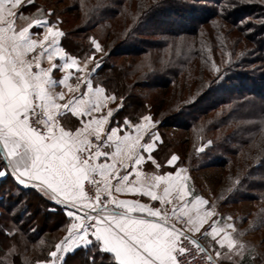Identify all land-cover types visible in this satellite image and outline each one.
Instances as JSON below:
<instances>
[{
	"label": "snow or ice",
	"instance_id": "obj_1",
	"mask_svg": "<svg viewBox=\"0 0 264 264\" xmlns=\"http://www.w3.org/2000/svg\"><path fill=\"white\" fill-rule=\"evenodd\" d=\"M244 2L247 0H226L221 14ZM260 3L264 5V0ZM29 6L34 7L35 0H0V180L12 182L14 192L9 195L19 196L21 187L31 188L49 204L60 206L68 222L64 237L43 259L34 261L25 255L23 229L14 220L12 226H0V236L9 242L0 252V264H16L17 255L21 264H67V256L77 251L85 254L87 264H236L235 257L243 245L218 228L214 220L209 224L210 233L207 229L202 232L214 213L204 207L210 202L201 196L187 199L194 193L179 186L183 169H178L175 176L142 177L138 168L145 162L142 153H148L147 159L156 168L161 167L153 157L161 137L149 130L151 117L144 115L135 125L125 117L123 126L118 123L113 127L111 121L123 106L103 114L105 102L116 97L94 84L92 75L111 53H104L97 61L95 53L104 49L89 37L95 52L87 54L81 66V58L57 47L58 38L65 33L46 15L32 18L26 26L17 24L18 19H26L23 9ZM36 12L41 9L36 8ZM28 17L33 14L28 13ZM253 23L264 27V17H246L240 21V28L250 34L255 30L249 27ZM40 25L46 29L44 38L33 39L32 30ZM46 41L50 42L45 45ZM45 56L49 67L42 66ZM55 57L63 64L53 62ZM90 64L94 67L89 68ZM73 68L82 73L75 85L68 82L72 75L68 70ZM54 69L65 74L57 80ZM213 70L219 75L215 65ZM81 84L86 85V91ZM58 85L66 87L71 95L57 91ZM129 127L135 128V135ZM145 134L150 139L142 142ZM113 147L114 152L110 150ZM196 151L204 153L206 149ZM178 159L173 154L167 163L172 165ZM133 174L135 179H130ZM240 184L242 181L233 184L229 191L239 190ZM161 185L162 192L157 190ZM173 191L177 195L169 199ZM125 193L159 201L163 210L140 199L120 198L119 194ZM169 204L171 212L167 210ZM19 208L31 215L26 202L20 201L5 212L15 217ZM227 228L235 231L232 223ZM208 235L211 250L200 243ZM225 248L228 251H223Z\"/></svg>",
	"mask_w": 264,
	"mask_h": 264
},
{
	"label": "trees",
	"instance_id": "obj_2",
	"mask_svg": "<svg viewBox=\"0 0 264 264\" xmlns=\"http://www.w3.org/2000/svg\"><path fill=\"white\" fill-rule=\"evenodd\" d=\"M73 1L71 12L79 15L80 23L76 25L77 29L72 34L63 28L65 35L62 37V44L71 55L83 59L87 54L94 52L89 37L95 38L94 32L104 29L105 38H108L110 42L108 52L111 54L95 73L94 82L103 86L108 94H114L119 99L123 97L121 99L123 107L115 118L128 117L132 121H137L147 114L144 96L133 91L143 79L146 80V84H142V89L150 87L169 89L170 85L175 83L187 69L177 64L173 66L174 69L167 66L161 71L143 70L139 75L137 63L129 62L125 67L122 63H118L119 58L142 57L160 49L171 38L183 37V40L187 37L200 36L202 32L203 34L206 32L204 27L217 25L214 22L217 20L230 23L234 27L238 26L237 28L240 29V13H243V9L264 7L257 0H247L235 9L226 10L222 15L221 10L224 9L226 0ZM61 23L64 24L63 21ZM260 31L264 33V27H260ZM184 41L190 42V40ZM193 44L198 45L197 42ZM211 45L212 43L209 46ZM253 45H255L253 51L258 56L248 62L244 60L245 56L237 60L239 64L260 65L258 69L261 71L260 74L251 76L249 85L245 83L247 80H243L247 78V75L242 74L244 76L239 78L242 79L243 84L241 90L229 89L226 86L228 84L226 80V87L222 89L225 96L218 103L211 107L201 104V97L204 94L209 95L212 91L207 89L208 92L201 94L199 100L185 106L184 109H191L187 114L193 117L191 123H199L201 119L216 111V114L212 118L207 117L205 122V133L213 135L210 151L219 153L218 158H210L213 159V163L209 166L220 162L219 167L229 169L230 174H233L235 184L242 181L239 190L229 193L228 204H238L244 199L258 204L259 229L264 228V163H260L264 161V143L261 144L258 141L261 135H264V41L261 45L257 46L256 43ZM219 48L222 46L216 44L213 50H219ZM134 77L132 82L129 81ZM162 99L156 103L157 112L164 104L165 98ZM235 103L237 109H235ZM229 104H231L229 108L219 111L220 107H226ZM246 107L251 109L249 113L245 111ZM190 126L188 125V128ZM11 192H14L12 182L7 178L0 180V205H2L0 206V226H12L14 220L15 224L23 229L24 238L27 240L25 255L33 261L37 258L43 259L58 241L56 236H50L51 233L62 228L66 216L60 210V206L49 204L31 188L21 187L19 196L9 195ZM16 201L26 202L27 210L31 215H26L23 208H19L15 217L5 212V208L11 207ZM48 207L56 210L46 211ZM53 221L58 223L53 224ZM17 239L19 240V237ZM39 241L43 244H37ZM8 243L4 237L0 236V252L5 250ZM84 255L82 251H77L74 255H68L67 260L75 259L76 263L73 264H87ZM259 257V255L255 256V259L258 260ZM250 259H254L253 256L247 255L242 260H249V264H255ZM16 264H21L19 255L16 256ZM257 264L262 263L257 262Z\"/></svg>",
	"mask_w": 264,
	"mask_h": 264
},
{
	"label": "rangeland",
	"instance_id": "obj_3",
	"mask_svg": "<svg viewBox=\"0 0 264 264\" xmlns=\"http://www.w3.org/2000/svg\"><path fill=\"white\" fill-rule=\"evenodd\" d=\"M257 2L260 3V0H257ZM73 3V0H35L34 7H25L23 11L27 19L45 18L46 15L49 21L58 23L59 26L62 24V27L60 26L61 30L64 28L72 34L77 29L76 25L80 23L79 15L71 12ZM36 8L41 9V12H36ZM28 13H32L33 17H28ZM240 15L241 20L246 17H264V7L245 8ZM62 21L64 24L61 23ZM214 22L217 25L204 27L206 32L204 34L202 32L200 36L187 37L183 40V37L171 38L167 44L158 50L135 59L132 57L130 59L119 58L118 63H122L125 67L128 66L129 62L137 63L139 75L143 70L161 71L167 66H171L174 69L173 66L177 64H181V66L187 69L183 75L181 74L177 78L175 83L170 85L169 89L152 87L142 89V84H146V80L143 79L142 83L134 88L133 91L135 93L139 92L144 96L147 104L146 115L151 117L149 128L153 134L160 135L164 151L166 150L170 155L175 154L178 156L179 159L176 161L177 169H183L186 172L190 181L191 191L194 193L193 198H195V195H199L210 202L207 207H204L214 214L209 217L208 223L202 229L205 230L213 220L216 221V225H219L224 231L228 232L237 243L243 245L240 254L235 257L236 262H240L243 257L251 255L254 259L250 260L255 264L257 262L264 264V259H262L264 257V228L258 229L259 221L257 220V208L259 205L245 199L238 204H228L230 202L228 200L229 189L235 184L234 176L230 174L229 169L226 170L219 167L220 162L218 161L213 166H209V164L213 163V159L210 158H218L217 155L219 153L210 151L211 146L209 145V141H211L213 135L205 133V122L206 118H212L216 114V111L201 119L199 123H191L193 117L187 115L191 109H184L185 106L192 105L196 100H199L205 92H208L207 89L212 91H210L209 95L204 94L200 102L204 106L211 107V105L218 103L225 96L224 91H222L224 87L227 86L229 89L241 90L243 84L241 83L242 79L239 78L244 76L242 74L247 75L248 79L243 80H247L245 83L249 85L251 76L254 77V75L261 72L258 71L260 65L239 64L237 61L240 57L245 56L244 60L248 62L258 56L253 51L255 46L253 44L256 43L258 46L264 41L262 39L264 33L260 31V26L255 23L250 24L249 27H254L255 30L250 34H246L241 28L238 29V26L234 27L222 20ZM103 31L104 29L94 32L96 34L94 37L97 38L96 40L104 49V52L98 53L99 59L104 53L109 51L110 46V42L108 38H105ZM184 40H190V42L186 43ZM194 42H197L198 45L193 44ZM210 43H212L211 46H209ZM216 44H219L222 48L213 50ZM127 45L129 46L130 44ZM213 65L220 70L219 75L213 70ZM133 79L135 77L129 79V81L132 82ZM226 80H228L227 85ZM152 82L153 79L151 80ZM162 98H165L164 104L162 109L157 112L156 103ZM231 104L226 107H220L219 111L229 108ZM236 107L237 104L235 103V109H237ZM245 111L249 113L251 109L246 107ZM129 120L132 121L131 118ZM188 125L191 126L188 128ZM258 141L263 144L264 135H261ZM201 147L206 149L204 153L196 151L197 148ZM67 222L66 217L64 225ZM52 223L57 224L58 221H53ZM228 223L234 225L235 231L227 228ZM64 225L60 230L57 229L51 233L50 236H56L57 240L62 239L66 234ZM177 227H179V224H177ZM210 241L211 238L207 237V239H201L200 242L203 244H201L202 246L211 250L212 245ZM37 244L43 243L39 241ZM223 251L226 252L228 250L225 248ZM214 255L215 253H213ZM258 255L260 259L256 260L255 256ZM75 261V259L67 260V264L76 263Z\"/></svg>",
	"mask_w": 264,
	"mask_h": 264
},
{
	"label": "crops",
	"instance_id": "obj_4",
	"mask_svg": "<svg viewBox=\"0 0 264 264\" xmlns=\"http://www.w3.org/2000/svg\"><path fill=\"white\" fill-rule=\"evenodd\" d=\"M36 19H43V18L40 17V18H36ZM27 22H31V19H27L26 18L24 20H21V19H18L17 20V24L18 25L19 24H25V26H26V23ZM52 23L56 27H58L60 29V26L58 25V23H54V22H52ZM32 31L34 33L33 36H32L33 39L43 40L44 34L46 32V29L44 28L43 25H40L38 27H35ZM36 34H39V35H36ZM58 39H59V44L57 45V47H63L64 48V46L62 44V39L63 38L60 37ZM49 42L50 41H46L45 42V45H47ZM67 53H69V52L67 51ZM98 53L99 52H96L95 53V56H96L97 61H99L98 60L99 59ZM53 62L58 63L60 65L63 64V61L60 60L58 57H55ZM78 62L81 63V66H83V59H80V61H78ZM42 66L43 67H49V64H48V61H47L46 56H45V58L43 60V65ZM91 67H94V65H91L90 64L89 65V68H91ZM68 71H71V73H72V75H71V77H70V79L68 81L70 84L75 85V83L77 82V79L78 78L82 79V73L76 71L75 68H73L71 70H68ZM64 74H65V72H63L61 70H58V69H54V77L57 80H59L60 78H62ZM94 77H95V73L92 75L93 82H94ZM94 84H96V83L94 82ZM81 88L84 89L85 91L87 90L86 85H84V84H81ZM60 90H63L66 94L71 95V94L68 93V89L66 87L62 86V85H58L57 86V91H60ZM75 94L78 95V93H75ZM107 95H113V94H108L107 93ZM115 97H116L115 100H108V101L105 102V107L102 110L104 115H107V112H108L109 109H116L118 105H122V100L119 99L117 96H115ZM62 102H64V101H62ZM96 115H99V113H97ZM124 118H120L119 119V118H115L114 117V119L111 121V125L113 127H115L119 123L121 126H123ZM141 118L142 117H140L137 121H131L132 124L135 125V124L141 123L142 122V119ZM72 119L75 120L76 118H72ZM85 119H87V117ZM149 130H150V128H149ZM109 131H110V129H109ZM128 131L131 132L133 135H135V128L134 127H129L128 128ZM123 134H124V130H123V127H121V131L119 132V135L122 136ZM147 138H148L147 137V134H145L144 140H142V142H145ZM161 142H162L161 140L157 142L156 150L153 153L154 159L161 165V167L160 168H156V166L150 160L147 159L148 153H142L145 156V162L141 166H138L139 170L142 173V177L145 174H147L149 176H154V175H157V174L164 175L166 173H172L175 176L177 174L178 169H177V166H176V162L174 164H172V165H169L167 163V160L170 159L171 155L168 154V152H166V150L164 151V149H163V147L161 145ZM110 150L113 151V152L115 151L114 147L112 149H110ZM122 171H130V169H122ZM97 179L99 180L100 177H97ZM130 179H135V174H133L130 177ZM179 186L182 187V188H184L185 191H187L189 193H192L191 188H190V181H189V178L187 177V174H186L185 171H183L182 173H180ZM162 187L163 186L161 185L160 188H158L157 190L162 192ZM119 195H120V198H123V199H140L141 202H143V203H147V204H150V205L155 206V207H160L163 210V206L160 204V202L159 201H151L150 197H144V196L139 195V194H131V193H125V194H119ZM176 195H177V193L175 191H173L170 194L169 199H174L176 197ZM187 199H189V200L194 199L193 198V195H190L189 197H187ZM176 203H180V201L177 200ZM167 210L169 212H171V210H172V205L171 204H169L167 206ZM217 227L222 229V227H220L219 225H217ZM206 229L210 233V228L207 227ZM203 231L204 230L202 229V232ZM196 235H199V233H197ZM209 237L211 238V235H208V238ZM248 262H249V260H242L241 259L240 262H236V264H249Z\"/></svg>",
	"mask_w": 264,
	"mask_h": 264
}]
</instances>
